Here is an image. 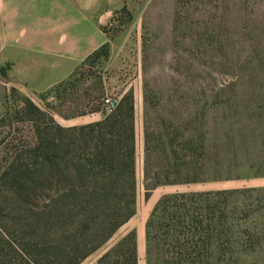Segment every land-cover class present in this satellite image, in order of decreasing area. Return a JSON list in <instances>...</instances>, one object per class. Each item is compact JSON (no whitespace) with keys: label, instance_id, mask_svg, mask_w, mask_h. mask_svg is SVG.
Here are the masks:
<instances>
[{"label":"rangeland","instance_id":"rangeland-1","mask_svg":"<svg viewBox=\"0 0 264 264\" xmlns=\"http://www.w3.org/2000/svg\"><path fill=\"white\" fill-rule=\"evenodd\" d=\"M121 1L126 11L115 10L116 17L107 24L111 36L107 56L87 59L47 88H24L14 82L8 49L0 44V232L24 227L31 217L47 211L40 159L32 153L37 134L44 138L56 126L95 123L107 115L106 97L119 100L131 92L135 211L79 264H93L128 232L134 236L137 264H146L145 223L156 201L165 194L215 190L236 191L230 200H238L231 224L237 229L229 239H221L223 264H264V234L256 236L251 229L264 230V202H259L264 194L259 138L264 131V0ZM213 88L219 90L223 112L216 131L213 127V131H190L195 111L200 113L198 108L204 107ZM143 90L150 116L171 119L173 132L183 116L186 126L181 132L204 134L207 155L199 174L203 181L151 186L152 181L145 179ZM203 121L205 125L204 118L200 125ZM11 163L18 170L2 173ZM33 230L31 226L28 232ZM14 237L4 234L3 240L13 244ZM6 244L8 255L19 260ZM50 256L39 250L33 264L57 263Z\"/></svg>","mask_w":264,"mask_h":264},{"label":"trees","instance_id":"trees-1","mask_svg":"<svg viewBox=\"0 0 264 264\" xmlns=\"http://www.w3.org/2000/svg\"><path fill=\"white\" fill-rule=\"evenodd\" d=\"M103 31L111 37L107 26ZM108 47L109 43L101 45L81 63L107 56ZM219 94L215 88L209 90L204 107L198 108L200 113L195 111L190 131H213L223 114ZM143 99L145 179L152 181L151 186L203 181L199 174L204 172L207 155L204 134L181 132L186 126L183 116L178 118L177 132H173L171 119L153 117L146 111L150 106L146 90ZM133 118V97L126 92L115 108L95 123L67 129L56 126V131H48L44 138L37 134L32 153L40 159L48 192L47 211L31 217L32 222L24 227L0 232V264H33L39 250L50 252L52 262H57L54 264H79L134 214ZM203 118L205 125L204 121L200 125ZM259 138L264 158V131ZM13 163L3 167L2 173L18 170ZM54 188L56 193L52 194ZM235 193L190 191L161 196L145 223L146 264H223L221 239H229L237 229L231 225L238 200L230 199ZM259 202H264V194ZM31 226L35 230L28 232ZM251 229L256 236L264 234L259 227ZM4 234L15 235L13 244H6ZM4 244L20 259L10 257ZM93 264H137L133 233L118 238Z\"/></svg>","mask_w":264,"mask_h":264},{"label":"crops","instance_id":"crops-1","mask_svg":"<svg viewBox=\"0 0 264 264\" xmlns=\"http://www.w3.org/2000/svg\"><path fill=\"white\" fill-rule=\"evenodd\" d=\"M122 5L121 0H0V44L8 49L9 76L37 89L62 80L111 43L103 27Z\"/></svg>","mask_w":264,"mask_h":264},{"label":"built area","instance_id":"built-area-1","mask_svg":"<svg viewBox=\"0 0 264 264\" xmlns=\"http://www.w3.org/2000/svg\"><path fill=\"white\" fill-rule=\"evenodd\" d=\"M117 102H118L117 98H111V97H106L103 100V107L106 114L110 113L115 108Z\"/></svg>","mask_w":264,"mask_h":264}]
</instances>
